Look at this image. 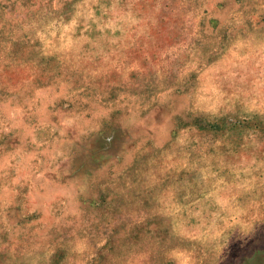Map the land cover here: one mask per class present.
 Here are the masks:
<instances>
[{
	"label": "rangeland",
	"instance_id": "obj_1",
	"mask_svg": "<svg viewBox=\"0 0 264 264\" xmlns=\"http://www.w3.org/2000/svg\"><path fill=\"white\" fill-rule=\"evenodd\" d=\"M222 190L235 220L201 224ZM248 247L264 0H0V264H246Z\"/></svg>",
	"mask_w": 264,
	"mask_h": 264
},
{
	"label": "crops",
	"instance_id": "obj_2",
	"mask_svg": "<svg viewBox=\"0 0 264 264\" xmlns=\"http://www.w3.org/2000/svg\"><path fill=\"white\" fill-rule=\"evenodd\" d=\"M111 139H104V153L100 154L97 157V160H99L100 163H108L113 158H117V149L115 144L117 142L123 143V140L120 137L117 136H109ZM118 140V141H117ZM227 191H216L214 194L207 193L205 194V198L201 200L200 205V216H199V222L201 224L205 223H216L217 220L221 223L224 222L226 219L229 223L233 222L235 220L234 216H220V213H222L226 209H232L234 212L235 210H239L240 208L236 206L235 197H226L224 198V194H227ZM215 196V198H214ZM221 201V202H219ZM210 214V215H209ZM216 214V215H215ZM228 253H223V255H227ZM247 257V263L246 264H264V248H254V247H248L247 253L244 254Z\"/></svg>",
	"mask_w": 264,
	"mask_h": 264
}]
</instances>
